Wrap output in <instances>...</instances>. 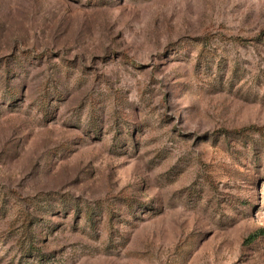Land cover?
Masks as SVG:
<instances>
[{"label":"rangeland","instance_id":"obj_1","mask_svg":"<svg viewBox=\"0 0 264 264\" xmlns=\"http://www.w3.org/2000/svg\"><path fill=\"white\" fill-rule=\"evenodd\" d=\"M260 231L264 0H0V264H264Z\"/></svg>","mask_w":264,"mask_h":264},{"label":"trees","instance_id":"obj_2","mask_svg":"<svg viewBox=\"0 0 264 264\" xmlns=\"http://www.w3.org/2000/svg\"><path fill=\"white\" fill-rule=\"evenodd\" d=\"M264 231H260L258 234H262ZM257 237V235L256 234H252V235H250L247 239H246V241L247 242H252L253 240H255V238Z\"/></svg>","mask_w":264,"mask_h":264}]
</instances>
